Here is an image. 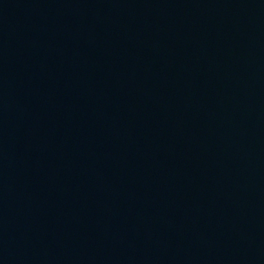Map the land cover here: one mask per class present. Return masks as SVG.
I'll use <instances>...</instances> for the list:
<instances>
[{
  "label": "water",
  "instance_id": "water-1",
  "mask_svg": "<svg viewBox=\"0 0 264 264\" xmlns=\"http://www.w3.org/2000/svg\"><path fill=\"white\" fill-rule=\"evenodd\" d=\"M0 264H264V0H0Z\"/></svg>",
  "mask_w": 264,
  "mask_h": 264
}]
</instances>
